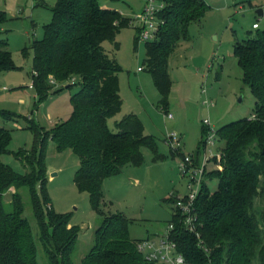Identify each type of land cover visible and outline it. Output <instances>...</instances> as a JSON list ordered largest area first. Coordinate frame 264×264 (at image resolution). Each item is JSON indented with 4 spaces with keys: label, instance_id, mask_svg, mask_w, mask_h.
<instances>
[{
    "label": "trees",
    "instance_id": "obj_1",
    "mask_svg": "<svg viewBox=\"0 0 264 264\" xmlns=\"http://www.w3.org/2000/svg\"><path fill=\"white\" fill-rule=\"evenodd\" d=\"M101 1L56 0L50 7L53 18L45 24L44 38L34 39L28 47L33 51L37 106L47 98L51 78L59 82L80 78V82L72 94L73 109L67 119L50 129L34 119L29 121L35 134L34 147L15 152L29 171L20 172L2 159L10 151L12 130L0 125V264H39L32 226L23 215L21 188L29 191L39 226L38 238L49 264H75L73 253L79 227L70 223V214L56 212L48 196L42 198L39 193L47 181L45 155L49 138L58 150L71 148L79 156L75 183L89 193L100 213L105 178L118 174L129 163L142 164L144 146L156 153L155 138L145 132L137 114L129 113L117 121V131L109 127L108 119L123 104L121 65L109 56L103 42L117 43V34L132 18ZM162 1L163 23L156 39L146 42L144 63L160 93V106L166 109L173 84L170 55L180 40L190 38L191 23L203 17L210 6L206 0ZM6 19L7 12L0 8V24ZM7 46L8 41L0 39V73L18 68ZM234 53L243 70V80L256 97L257 108L250 117L229 122L217 131L223 141L214 159L219 168L209 170L205 176L218 177V188L210 190L205 180L196 201L201 243L182 227L174 208L171 221L179 250L194 264H264V207L257 209L255 205L257 197L264 198V29L237 42ZM0 113L6 120L22 117L9 111ZM199 150L200 147L197 154ZM168 199L174 203L172 196ZM129 225L130 219L123 213L105 215L81 264H156L137 250Z\"/></svg>",
    "mask_w": 264,
    "mask_h": 264
},
{
    "label": "rangeland",
    "instance_id": "obj_2",
    "mask_svg": "<svg viewBox=\"0 0 264 264\" xmlns=\"http://www.w3.org/2000/svg\"><path fill=\"white\" fill-rule=\"evenodd\" d=\"M162 0H158V3ZM206 14L190 25V38L180 40L169 58L172 89L166 109L160 106V93L152 73L146 68V40L139 37L140 13L146 0H102L103 4L120 9L132 18L117 34V43L105 40L103 46L110 57L121 65L119 71L121 110L108 119L117 131V121L129 113L143 121L145 132L157 143L156 153L143 147L140 165L127 164L118 174L105 178L103 213L94 208L87 191L75 183L79 156L71 149L58 150L53 139L46 145L47 181L40 187L42 198L48 196L56 212L70 214V223L79 227L73 259H81L94 243L95 230L105 215L120 212L130 219V236L138 240L162 235L172 220L174 204L168 198L187 193L189 175L181 169L184 155L203 158L205 147L210 158L207 170L219 168L215 157L223 141L216 133L215 143L204 145L208 129H218L234 120L250 117L257 108L256 97L243 80V70L234 53L237 42L255 36L264 29V0H206ZM56 0H0L7 19L0 24V39L8 41L16 69L0 73V110L21 114L17 120H6L0 113V125L12 130L9 152L2 159L20 172L30 170L15 154L20 148L34 147L35 134L29 128L34 119L47 129L67 119L72 112V94L78 90L80 78L70 82L48 81L47 98L36 105L37 91L33 82V51L28 48L34 39L45 36V24L53 18L51 6ZM259 9L263 13L258 12ZM254 23L259 28L253 27ZM141 68V69H140ZM73 84L71 87L67 85ZM34 86V85H33ZM61 88V89H60ZM60 89V90H59ZM172 112L174 117H169ZM208 120L209 123H206ZM176 132L173 141L169 133ZM200 147V152L197 150ZM219 178H207L210 190L218 188ZM25 209L23 215L31 223L38 247L39 264H49L39 240L38 221L30 194L21 188ZM10 193L7 198L10 199ZM257 209L264 207V198L257 197ZM52 230V227L50 228Z\"/></svg>",
    "mask_w": 264,
    "mask_h": 264
},
{
    "label": "built area",
    "instance_id": "obj_3",
    "mask_svg": "<svg viewBox=\"0 0 264 264\" xmlns=\"http://www.w3.org/2000/svg\"><path fill=\"white\" fill-rule=\"evenodd\" d=\"M164 5L163 1L158 3V0H146V5L140 13H136L141 26L139 27V37L143 40H154L158 36L163 19L160 16V11ZM253 27L259 28L258 23H254ZM141 69V68H140ZM54 82L55 79L51 78ZM30 87H33V82ZM169 117H174L172 112L168 113ZM209 123L208 120H205ZM208 129V137L204 145L214 144L216 133ZM170 140L178 141L179 137L176 132L169 133ZM207 147L203 154V158L195 163V156L192 154L184 155L181 161V169L184 174L189 175L187 183L188 192L179 194L174 200V208L179 214L182 222V227L193 234H195L199 242H202L201 233L199 230V220L196 211V201L199 195L203 192L204 182L206 180L207 164L211 157L207 154ZM219 155V154H218ZM217 155V156H218ZM137 250L143 256L156 264H194L188 260L185 254L179 250L178 241L175 236V224L170 221L166 231L157 237H146L136 240Z\"/></svg>",
    "mask_w": 264,
    "mask_h": 264
},
{
    "label": "water",
    "instance_id": "obj_4",
    "mask_svg": "<svg viewBox=\"0 0 264 264\" xmlns=\"http://www.w3.org/2000/svg\"><path fill=\"white\" fill-rule=\"evenodd\" d=\"M258 12H259L260 14H262V13H263V10H262V9H259Z\"/></svg>",
    "mask_w": 264,
    "mask_h": 264
},
{
    "label": "crops",
    "instance_id": "obj_5",
    "mask_svg": "<svg viewBox=\"0 0 264 264\" xmlns=\"http://www.w3.org/2000/svg\"><path fill=\"white\" fill-rule=\"evenodd\" d=\"M104 5L108 6L109 4H104Z\"/></svg>",
    "mask_w": 264,
    "mask_h": 264
}]
</instances>
